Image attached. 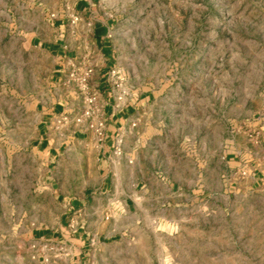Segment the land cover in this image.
<instances>
[{
	"label": "rangeland",
	"instance_id": "rangeland-1",
	"mask_svg": "<svg viewBox=\"0 0 264 264\" xmlns=\"http://www.w3.org/2000/svg\"><path fill=\"white\" fill-rule=\"evenodd\" d=\"M77 1L0 0V264H264V146L254 185L216 157L209 180L196 157L127 177L132 187L155 189L156 176L160 193L148 191L151 206L132 209L123 236L80 258L34 238L63 210L28 148L51 64L29 40ZM97 3L113 22L111 84L172 102L181 145L197 148L211 135L213 152L232 150L264 104V0Z\"/></svg>",
	"mask_w": 264,
	"mask_h": 264
},
{
	"label": "crops",
	"instance_id": "crops-1",
	"mask_svg": "<svg viewBox=\"0 0 264 264\" xmlns=\"http://www.w3.org/2000/svg\"><path fill=\"white\" fill-rule=\"evenodd\" d=\"M97 5V0H78L62 18L46 23L48 32L29 40L51 64L44 91L33 105L37 119L28 148L41 164L38 176L52 201L63 210L56 226L35 232L39 236L34 238L70 251L73 258L85 255L90 245L102 248L119 239L132 224V209L151 206L144 203L145 194L160 193L157 186L162 181L156 176L155 189L140 187V181L132 187L127 177L142 174L149 166L156 168L163 160L196 157L203 160L209 180L216 157L237 175L244 172L242 179L254 185L255 160L264 146V104L247 122L248 130L233 139V149L221 156L213 152L211 135L197 148L195 141L181 145L180 112L172 102L162 104L158 94L150 100L149 94L133 95L111 84L116 67L113 22ZM87 70H91L87 89L81 91L71 74ZM91 94L96 97L95 113L82 118Z\"/></svg>",
	"mask_w": 264,
	"mask_h": 264
},
{
	"label": "built area",
	"instance_id": "built-area-1",
	"mask_svg": "<svg viewBox=\"0 0 264 264\" xmlns=\"http://www.w3.org/2000/svg\"><path fill=\"white\" fill-rule=\"evenodd\" d=\"M90 73H91V70H87V71L80 73V74H74V73L71 74V77H73L75 79V81L77 82L78 87L81 91H85L87 89V78H88ZM95 100H96L95 94H91V96L87 97L86 103L88 104L89 109L85 110L82 113V116H81L82 118L90 117V116L94 115L95 112H94V109L92 106H93ZM77 122H80V119H77ZM100 126L101 125L98 124V127H100ZM90 127L92 128V126H90Z\"/></svg>",
	"mask_w": 264,
	"mask_h": 264
}]
</instances>
